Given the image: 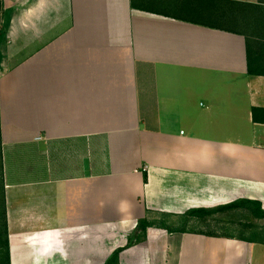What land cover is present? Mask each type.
<instances>
[{"label": "crops", "instance_id": "0c3cea01", "mask_svg": "<svg viewBox=\"0 0 264 264\" xmlns=\"http://www.w3.org/2000/svg\"><path fill=\"white\" fill-rule=\"evenodd\" d=\"M0 1L11 264H264V236L128 248L143 220L264 209V0Z\"/></svg>", "mask_w": 264, "mask_h": 264}, {"label": "trees", "instance_id": "16d2710c", "mask_svg": "<svg viewBox=\"0 0 264 264\" xmlns=\"http://www.w3.org/2000/svg\"><path fill=\"white\" fill-rule=\"evenodd\" d=\"M11 23V15L5 11V6L2 1H0V70L4 61V53H2V45L3 43H8V30ZM0 163L3 165V152H2V140H1V113H0ZM4 169V165H3ZM147 180V177H146ZM2 182L4 184V174L2 178ZM5 186V185H4ZM2 218H0V264H11V255H10V245H9V230H8V220H7V211H6V202H5V190L2 195ZM246 211L252 217L258 220H264V209L262 204L257 201L251 200H239L229 205L219 206L213 209H192L187 211L185 214L177 216L182 219L185 225V228L177 229L171 227L163 218V220L158 222H150L148 220H143L138 225V234L136 237L130 240L128 248L134 246L135 244H139L146 240L147 231L151 227H157L160 229H165L169 233H191L187 230L186 225L190 224L193 220H206L221 214H226L229 212H239ZM175 216V215H174ZM173 215L166 216L167 218L174 217ZM195 233V232H193ZM200 235L210 236V237H222L228 239H239V240H247L244 237H237L235 235L226 234L224 236H219L216 234H205V233H197ZM124 251V249L118 250L110 261L107 264H116L119 260L120 254Z\"/></svg>", "mask_w": 264, "mask_h": 264}, {"label": "rangeland", "instance_id": "374dc122", "mask_svg": "<svg viewBox=\"0 0 264 264\" xmlns=\"http://www.w3.org/2000/svg\"><path fill=\"white\" fill-rule=\"evenodd\" d=\"M6 43L2 45V53H5ZM4 174L3 165L0 163V218H2V195L5 186L2 182ZM165 221L170 223L171 227L185 228L184 222L180 218L170 217ZM1 223V221H0ZM189 232L216 234L224 236L226 234L244 237L247 240H261L264 236V220H258L252 217L246 211L229 212L221 214L206 220H193L186 225Z\"/></svg>", "mask_w": 264, "mask_h": 264}]
</instances>
